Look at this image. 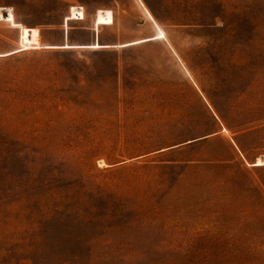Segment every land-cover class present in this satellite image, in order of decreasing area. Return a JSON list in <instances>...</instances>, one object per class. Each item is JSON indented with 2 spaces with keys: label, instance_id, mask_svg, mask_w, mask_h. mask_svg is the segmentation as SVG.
<instances>
[{
  "label": "rangeland",
  "instance_id": "rangeland-1",
  "mask_svg": "<svg viewBox=\"0 0 264 264\" xmlns=\"http://www.w3.org/2000/svg\"><path fill=\"white\" fill-rule=\"evenodd\" d=\"M263 156L264 0H0V264H264Z\"/></svg>",
  "mask_w": 264,
  "mask_h": 264
},
{
  "label": "bare ground",
  "instance_id": "bare-ground-1",
  "mask_svg": "<svg viewBox=\"0 0 264 264\" xmlns=\"http://www.w3.org/2000/svg\"><path fill=\"white\" fill-rule=\"evenodd\" d=\"M257 164H264V156L263 158H258V160L256 161Z\"/></svg>",
  "mask_w": 264,
  "mask_h": 264
},
{
  "label": "trees",
  "instance_id": "trees-1",
  "mask_svg": "<svg viewBox=\"0 0 264 264\" xmlns=\"http://www.w3.org/2000/svg\"><path fill=\"white\" fill-rule=\"evenodd\" d=\"M200 126L197 122H194L193 123V129H198Z\"/></svg>",
  "mask_w": 264,
  "mask_h": 264
}]
</instances>
